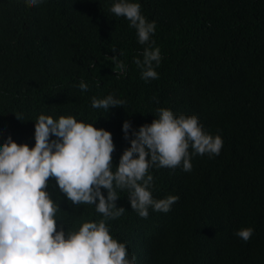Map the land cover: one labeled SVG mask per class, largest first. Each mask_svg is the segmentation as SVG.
Instances as JSON below:
<instances>
[{
  "label": "trees",
  "instance_id": "trees-1",
  "mask_svg": "<svg viewBox=\"0 0 264 264\" xmlns=\"http://www.w3.org/2000/svg\"><path fill=\"white\" fill-rule=\"evenodd\" d=\"M139 2L156 22L162 57L148 81L133 62L144 46L108 11L111 0H0V140L11 135L31 147L40 113L71 114L110 131L115 165L128 146L125 119L150 123L160 107L194 114L221 135L219 155H193L190 172L150 169L156 198L179 196L166 213L149 209L141 218L118 191L125 212L107 221L110 233L137 264H264V0ZM109 93L124 105L107 113L91 106ZM47 190L66 231L102 218L93 205L68 201L54 179ZM248 226L245 242L234 233Z\"/></svg>",
  "mask_w": 264,
  "mask_h": 264
},
{
  "label": "clouds",
  "instance_id": "clouds-1",
  "mask_svg": "<svg viewBox=\"0 0 264 264\" xmlns=\"http://www.w3.org/2000/svg\"><path fill=\"white\" fill-rule=\"evenodd\" d=\"M25 3L39 6L45 0ZM108 11L124 17L144 46L133 57L141 79H157L162 57L152 40L156 22L142 14L139 0H111ZM119 68L121 74L127 70L123 61ZM78 87L87 91L89 85L81 80ZM124 103L111 93L91 98V106L105 113ZM94 121L40 113L31 147L11 135L0 140V264H137L136 255L111 235L107 223L125 212L116 205L118 191L126 193L130 208L141 218L149 216V209L166 213L179 196L156 198L150 169L180 167L190 172L193 155H219L224 143L219 133L206 131L196 115L160 107L150 123L133 127L127 119L122 122L128 146L114 165L112 135ZM50 178L73 205H93L102 218L84 220L71 231L58 225V204L47 190ZM253 231L240 227L234 234L247 242Z\"/></svg>",
  "mask_w": 264,
  "mask_h": 264
}]
</instances>
